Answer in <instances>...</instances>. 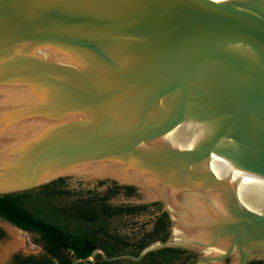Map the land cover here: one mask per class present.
Here are the masks:
<instances>
[{"label": "water", "instance_id": "1", "mask_svg": "<svg viewBox=\"0 0 264 264\" xmlns=\"http://www.w3.org/2000/svg\"><path fill=\"white\" fill-rule=\"evenodd\" d=\"M66 178L171 225L71 264L264 262V0H0V195Z\"/></svg>", "mask_w": 264, "mask_h": 264}, {"label": "trees", "instance_id": "2", "mask_svg": "<svg viewBox=\"0 0 264 264\" xmlns=\"http://www.w3.org/2000/svg\"><path fill=\"white\" fill-rule=\"evenodd\" d=\"M119 190L114 185L104 192L76 191L62 179L0 195V220L31 234L33 243L42 247L41 254L15 264H71L76 258L89 257L95 249L103 250L108 257L137 256L145 246L166 241L169 234L163 218L151 222L149 231L142 227L136 232L122 224L125 216L139 214L145 206L111 204L109 201L117 197ZM196 259L189 250L163 248L147 253L139 261L106 262L98 254L93 264H191Z\"/></svg>", "mask_w": 264, "mask_h": 264}, {"label": "rangeland", "instance_id": "3", "mask_svg": "<svg viewBox=\"0 0 264 264\" xmlns=\"http://www.w3.org/2000/svg\"><path fill=\"white\" fill-rule=\"evenodd\" d=\"M66 183L71 182L72 179L66 178ZM104 182V181H101ZM75 183V184H74ZM73 184L76 185L75 188L79 189H101L102 187L98 186V182L92 183V182H84V181H75ZM138 200H141V196L137 197ZM134 198L126 199L124 197H119L114 200L115 203L123 202V203H134ZM118 201V202H117ZM149 219L147 215L137 217L134 219L135 222H145ZM0 227L5 232V237L3 241L0 242V264H5L8 259L10 258L11 254L14 252H21L23 254H40L41 248L40 246L34 244L32 242V235L26 232H23L6 222H3L0 220ZM261 264H264L262 261Z\"/></svg>", "mask_w": 264, "mask_h": 264}, {"label": "flooded vegetation", "instance_id": "4", "mask_svg": "<svg viewBox=\"0 0 264 264\" xmlns=\"http://www.w3.org/2000/svg\"><path fill=\"white\" fill-rule=\"evenodd\" d=\"M69 186V185H68ZM98 186L102 187V190H98L96 189L97 187L95 188H91V189H79V188H70V189H74L76 191H79V190H84V191H96V192H104L106 191L107 188L111 187L113 188V184H110V183H107V182H98ZM139 195L137 194H134V193H131L129 194L128 191L122 187H120V190H119V194L117 195V198L119 197H124L126 199H129V198H134V199H137ZM114 198L111 199L109 202L111 204H114V205H134V206H137V205H141V206H145L144 209L142 210V212H140L139 214H136V215H133V216H125L123 218V222L122 224L123 225H127L128 228H131V230H139L141 229L142 227H145V229L147 231H149L150 229H152L153 227V223L151 222H155L156 220H158L159 218H163V220L165 221V224H166V229L168 231V234L170 235V220H169V217L167 216V214L163 211L162 208H160L159 206H157L156 204L154 203H150V204H135V203H123V202H119V203H115ZM118 202V201H117ZM147 215L149 217V219L145 222H141L139 224V222H135L134 219L137 218V217H141V216H145ZM3 221V220H1ZM3 222H6V221H3ZM7 223V222H6ZM9 224V223H7ZM10 225V224H9ZM12 226V225H11ZM133 227V229H132ZM3 230V229H2ZM4 231V230H3ZM137 232V231H136ZM5 233V232H4ZM4 237L3 238H0V242L3 241ZM33 242V241H32ZM37 245V244H36ZM40 246V245H38ZM41 248V253H42V247L40 246ZM40 253V254H41ZM190 254L192 255L193 252L190 251ZM31 255H39V254H23L21 252H14L11 254L10 258L8 259V261L5 263V264H15V262L17 260H22L28 256H31ZM194 255V254H193ZM197 258V257H196ZM123 260V259H122ZM261 264L262 262L261 261H252L248 264Z\"/></svg>", "mask_w": 264, "mask_h": 264}, {"label": "bare ground", "instance_id": "5", "mask_svg": "<svg viewBox=\"0 0 264 264\" xmlns=\"http://www.w3.org/2000/svg\"><path fill=\"white\" fill-rule=\"evenodd\" d=\"M83 178H89V177H83ZM178 237H180V235H179ZM180 238H181V237H180Z\"/></svg>", "mask_w": 264, "mask_h": 264}, {"label": "built area", "instance_id": "6", "mask_svg": "<svg viewBox=\"0 0 264 264\" xmlns=\"http://www.w3.org/2000/svg\"><path fill=\"white\" fill-rule=\"evenodd\" d=\"M214 1H224V0H214Z\"/></svg>", "mask_w": 264, "mask_h": 264}]
</instances>
